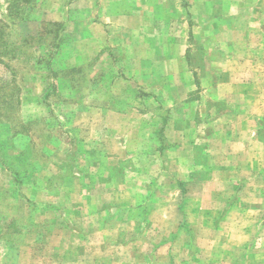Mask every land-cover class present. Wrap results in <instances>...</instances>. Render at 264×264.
Masks as SVG:
<instances>
[{"label":"rangeland","instance_id":"rangeland-1","mask_svg":"<svg viewBox=\"0 0 264 264\" xmlns=\"http://www.w3.org/2000/svg\"><path fill=\"white\" fill-rule=\"evenodd\" d=\"M160 1L0 0V264H264V0Z\"/></svg>","mask_w":264,"mask_h":264},{"label":"crops","instance_id":"crops-1","mask_svg":"<svg viewBox=\"0 0 264 264\" xmlns=\"http://www.w3.org/2000/svg\"><path fill=\"white\" fill-rule=\"evenodd\" d=\"M152 1H156V0H152ZM149 10H150V13L149 14H151V17H152V20H153V24L154 25H156L158 23V20L159 19H160L159 21L161 23H163V24H174V21L175 20L173 18V15L174 14H177V15L180 14L182 12V10H183V7L181 5L180 0H172L171 3H169L167 0H161L160 2L154 3L153 4V7L152 8H149ZM175 10L177 12H175ZM113 18L114 17L111 16V19H113ZM110 23L111 24L114 23V20L111 21ZM137 25H139V24H137ZM137 28L138 27H136L134 29H136V31H140L139 32V35H145L147 33L146 30L143 32L144 29L141 30V29H139V28L137 29ZM139 37H140L141 40L147 42V44L155 43L159 39H160V42H161V40H163L162 41V46L165 49V53L163 55H165V57H169V58L172 57V56H174L173 55L174 53L173 54L170 53V51H171L170 50V47H172V43L169 42L170 40H169L168 36H164V35H160L159 34V35H157L155 37L154 35L153 36L151 35L150 38L147 39V37H149V35L146 34L145 37H143V36H139ZM175 38H177V36H175ZM150 49H151L150 50L151 53L148 54V57H147V60L149 58V64L147 63L148 66H146L147 68H144L142 66L141 67V70H138L137 71L138 73H141V74H144V73L147 74V73H149L150 74L151 71L153 72L151 63L152 64L154 62L156 63V60H154L156 54L153 52V51H155V49L151 48V46H150ZM147 60H146V62H147ZM146 62H145V64H146ZM147 69L150 72L147 71ZM211 93H212V91H211ZM214 100H217V99H214ZM256 118L258 119V121L262 119L259 116H254L253 117L254 120H256ZM259 129L260 128H258V126H257V128H255L253 134L251 133L253 135V137H256V143L257 142L259 143L261 141L259 139V136H260V133H261V131ZM259 131H260V133H259ZM261 142L263 143V141H261ZM249 150H250V148H245V150L243 152H249ZM246 160L247 159H245L242 162V166H244L246 169H248V166H250L249 163H251L252 161H250V160L246 161ZM232 162H235V160L232 161ZM257 165H259V163L258 164L256 163L254 165V167L257 166ZM251 166H253V164ZM256 179H254V178L251 179V181H249L246 185L247 186H250L251 182L253 183V185H255V184H261L260 183V178H256ZM261 180L263 182V179H261ZM226 181L228 183L227 185H229L235 192H237V194H235L234 191H229L227 193H223V195H225L227 197L226 201L225 202L223 201V209H219V208H209V210H205V209L203 210L201 208V209H199L201 211L200 214L201 215H207V216L210 215V216H217V217H219V216H225L223 214H228V215L234 216V215H243V214L247 215V213H248L247 216H249L250 212L253 213L252 215H255L256 212H257L258 215H260L259 214L260 211H263L264 210V204L262 205V207H260L256 203H257V201L260 198L263 197V195H261V189H258V190H255V191H249V188L247 187L246 194L239 195V190L241 189V187L243 185V182H246V180L245 179L244 180H241V178H234L231 175H227L226 176ZM240 198H241V202L242 203H241V205H238L239 204V201H240ZM236 201H238V202H236ZM243 202H244V204H243ZM199 203H200V207H202V205L204 204V203L202 204L200 201H199ZM262 216H264V214H262ZM261 221H262V219H261ZM262 223H264V221H262ZM257 228H258V232L260 233L261 229H263L264 226L258 224V221H257ZM252 244H254V242ZM246 245H247V243L245 245L238 246L237 248H234L233 246L227 245V247H230V252H231L230 253L231 255L229 257H227V259H229V260H241V259H244L245 260V258L247 259V258H251L252 257L251 259H253V257H256V260H263L264 261V254L263 253L261 254V252L264 251V247H262V246L260 247V244H259V249L261 251L260 252L258 250L255 251L252 246L250 248H248V247H246ZM255 248H256V244H255ZM257 248H258V246H257ZM237 249L240 251V256L239 257H235L233 255V251H236ZM236 262H235V264H236Z\"/></svg>","mask_w":264,"mask_h":264},{"label":"trees","instance_id":"trees-1","mask_svg":"<svg viewBox=\"0 0 264 264\" xmlns=\"http://www.w3.org/2000/svg\"><path fill=\"white\" fill-rule=\"evenodd\" d=\"M20 133H22V132H20V131H18V132H14L13 135H18V134H20ZM16 183L24 184V183H22V181H20V180H17Z\"/></svg>","mask_w":264,"mask_h":264}]
</instances>
